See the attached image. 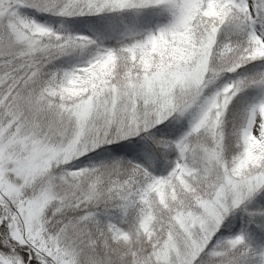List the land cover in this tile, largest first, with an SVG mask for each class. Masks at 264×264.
I'll return each instance as SVG.
<instances>
[{
    "label": "snow or ice",
    "instance_id": "snow-or-ice-1",
    "mask_svg": "<svg viewBox=\"0 0 264 264\" xmlns=\"http://www.w3.org/2000/svg\"><path fill=\"white\" fill-rule=\"evenodd\" d=\"M0 264H264V0H0Z\"/></svg>",
    "mask_w": 264,
    "mask_h": 264
}]
</instances>
